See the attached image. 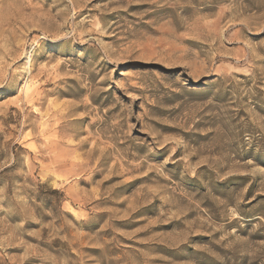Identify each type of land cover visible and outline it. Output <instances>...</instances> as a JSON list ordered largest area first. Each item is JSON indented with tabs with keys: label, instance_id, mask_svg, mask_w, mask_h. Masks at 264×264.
I'll list each match as a JSON object with an SVG mask.
<instances>
[{
	"label": "rangeland",
	"instance_id": "1",
	"mask_svg": "<svg viewBox=\"0 0 264 264\" xmlns=\"http://www.w3.org/2000/svg\"><path fill=\"white\" fill-rule=\"evenodd\" d=\"M0 264H264V0H0Z\"/></svg>",
	"mask_w": 264,
	"mask_h": 264
}]
</instances>
